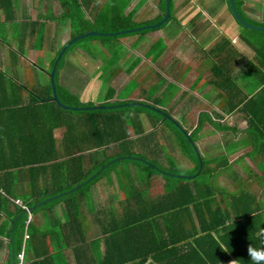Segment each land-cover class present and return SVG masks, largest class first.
Listing matches in <instances>:
<instances>
[{
	"label": "trees",
	"instance_id": "obj_1",
	"mask_svg": "<svg viewBox=\"0 0 264 264\" xmlns=\"http://www.w3.org/2000/svg\"><path fill=\"white\" fill-rule=\"evenodd\" d=\"M61 1L64 11L61 16L54 15L53 18L63 23L71 19V37L92 29L82 15L81 6L86 0ZM158 2L161 13L155 21L163 17L165 9V0ZM234 3L245 21L264 25V21L252 19L244 13L241 0H234ZM17 8L15 0H0V17L3 15L4 19L14 20ZM228 8L233 15L229 3ZM169 10V16L159 28L173 18V0L169 1ZM235 21L240 27L239 36L253 48V53H242L226 37L210 48L209 52L215 55L211 82L221 90L220 95L225 100L215 110L217 114L201 111L191 130L182 127L177 120L179 126L164 118L172 129L166 128L170 132L167 137L172 135L181 153L192 162L189 172L177 165L174 157L171 158L163 147L159 148L162 140L157 138L156 130L144 133L140 114L146 113L154 128L163 118L161 113L134 104L133 100L110 101L114 94L110 87L106 90L104 108H84L93 103L82 102L58 83L57 72L64 55L76 41L60 57L54 83L62 103L80 108L58 105L52 99L51 83L38 91L29 90L27 99L19 92L25 86L14 83L10 89L14 91L12 95L0 87V212H7V223L0 230L8 238L7 241L0 238V247L8 250L7 264H13L12 260L17 264L25 232L28 239L24 247L33 251L28 259L25 257V264H55L47 243L45 249L34 245L35 240L40 243L41 232L36 218L27 221L28 214L23 213V208L15 201L18 199L30 207L45 198L49 200L38 204L31 212L33 215L44 209L52 210L59 202L63 203L66 211L64 221L52 217V229L42 233L43 242L47 240L45 238L52 237L57 240L55 247L62 251L69 248L66 241L71 236L77 237L79 241L74 245V257L80 263L230 264L233 261L235 264H254L248 256V247L264 248V30L249 28ZM147 23L133 20L132 12L127 15L117 12L110 25L101 30H126ZM34 25L36 21L32 23ZM15 27L12 26L13 35L20 36L21 28ZM150 30L152 28L146 27L114 36L143 35L142 32ZM248 30L259 38L244 36V31ZM23 40L25 37L20 39L21 43ZM38 40L35 46L41 47L42 35ZM162 48L163 45L160 50ZM55 56L51 60V68ZM136 63L137 60L134 65ZM5 76L0 71V85L1 78ZM247 86L250 87L249 92L245 89ZM161 109L173 116L171 110ZM234 111L240 113L246 125L242 129L243 136L231 140L227 149L241 142L249 143V149L234 160L242 163L244 157H249L254 162L259 173L244 165L247 178L231 170L232 161L226 156L207 158L196 144L197 140L215 131H240L236 126L222 122L226 114ZM206 123L212 127L206 131L208 133L201 131ZM57 128L63 130L59 140L54 135ZM186 132H189V138ZM162 136L165 137L164 134ZM134 140L140 142L138 146L134 145ZM140 149L146 153L142 154ZM120 163H125L123 171L115 169ZM24 166H28L31 176L24 174ZM41 170L43 173L38 176ZM111 170L117 173L113 174ZM109 172L110 184L114 183L122 196L115 190L116 194H107L108 205L97 208L91 197V187L95 188L97 181ZM225 173L236 183L233 190L218 182ZM157 175L163 178L164 192L152 196L148 188ZM24 182L30 186L27 196L22 194L26 191L20 185ZM79 183L82 184L74 188ZM253 184L259 185L257 193L250 188ZM18 188L23 192L18 193ZM81 207L93 215L97 224L94 230ZM89 231L93 237L87 242L86 232ZM100 245L102 254L97 252ZM87 249L92 252L87 254Z\"/></svg>",
	"mask_w": 264,
	"mask_h": 264
},
{
	"label": "rangeland",
	"instance_id": "obj_2",
	"mask_svg": "<svg viewBox=\"0 0 264 264\" xmlns=\"http://www.w3.org/2000/svg\"><path fill=\"white\" fill-rule=\"evenodd\" d=\"M45 1H50V0H45ZM105 1H106V3H108V6L110 8L112 6V3L118 2V0H105ZM27 3H29V4H27ZM215 3H216V0H214V2L212 0V4H215ZM26 4H27V7H28V5L31 6V8L37 7L36 6L37 5L36 0H27ZM155 5H156L155 0H143L141 6L138 9H136V12H138V11L142 12V10H144V16L148 17L149 12H150L149 15L153 14V12L155 10ZM81 9L83 10L82 6H81ZM104 10H105V12L103 13L104 16L102 15L103 20L106 18V14H107L106 6L104 7ZM139 12L137 13L138 15L141 14V12L140 13ZM118 13H120V10H118ZM111 14H110V16H111ZM82 15H83V18L86 19V14L83 13ZM109 17L107 16V18H109ZM133 20H134V18H133ZM137 20L140 21L141 20L140 17H137ZM155 20L156 19L154 18L151 21H147L148 22L147 24L136 26V27H143V26L151 25V24H154L155 22L159 21V20H157V21H155ZM108 22L109 21H105L103 23L100 22V23H96V24L98 27H101V26L109 25ZM168 23L169 24L167 27H169L171 30H175L177 28L176 26L179 24L173 20H171L170 22L168 21ZM136 27H134V28H136ZM164 29H162V27L159 28V26H158V27L152 28V30L148 31L147 33L142 32V34L144 36H146V38H145L146 40H144V42L139 47H137V45L139 44V41H137L134 45H131L133 42L132 43H130V42L133 40V37H129L125 40V42L128 44H126V43L124 44V42H123L124 40H122V38H121L122 36L121 37H119V36L115 37L114 35H112L111 37H106L107 35H102L99 38H98V36L91 37V35H90V36H84L82 38L77 39L76 43L73 45V47L74 46L79 47L82 50V52L80 53V51H76V53H74V57H72V58H70V55L67 56V54H69V53H66L65 58H64L65 60H62L64 62H66L68 59L70 60V62L76 61V62H72L69 65L74 66L73 71H78L77 72L78 73V79H76L77 82L76 83L72 82L71 83L72 87H71V85L68 86V83L66 84L65 88H67V92H69L72 95H75L82 102H85V103L92 102L93 103L92 105H96V104L102 105L103 102H106V99H105L106 88L103 89L104 92L102 91V92L98 93L99 88H102V85H101L102 78H99V77H100L102 72L108 73V70H110L108 67L111 64H113V67H114V63H117V64H119L116 67V68H118V70H116V71L114 70L115 71L114 73L119 74V77H116V76L113 77L114 79L112 81H111L112 78L109 80V77H108V79L106 80V82L108 84L106 86L111 85L112 87H114L116 89L117 95L119 97H123V98H131L132 97L133 98L132 102H135L134 97L141 98L140 102H145V103L150 104L152 106L155 105L157 107H165L166 109H169L173 112V116L175 117V119L178 122L181 123L182 127H185L187 129H190V130L197 123V119H198L197 118V112L200 109L205 108L209 114L210 113L217 114L214 110L215 107L212 108L210 105H207V103L205 101L215 100L214 96L215 97L220 96L219 94L221 93V91L214 86L202 85L203 80L200 81L197 84V86H194L191 89L190 87L193 84L192 80H194L195 76L197 75L196 71L189 70V74L185 79V81H187L186 85H185V83H183L186 88L182 89L181 86L178 84L181 79L177 82L174 80L171 81L172 79H170V78L167 80L168 77H166V73H168V70L162 68L160 66L161 63H159V61L156 62V60H155L154 62H152V60H150V59H149V61L145 60L148 58L151 45L154 47V48H152V51L158 52V50L161 49L162 43H164V39H165V41H167L169 43L168 45L171 46L170 48H168V47L165 48V52L163 54H160V56H164V60L166 62H170L171 60H173V58L178 57L180 60H183V62L186 64L187 62L185 61V59L187 60V59L191 58V56L194 54V52H196V48L194 47V45H191V43H187L186 41H183V40H187L186 38H184L186 36L185 32H180V35L183 36V38H179V39H177V41L175 39L171 43V41L165 37V30ZM87 31H91V30H87ZM116 31H118V30H116ZM101 32H115V31H101ZM244 32H245L246 36H251L255 33V32H252V30H248V31H244ZM161 33H162V37H161ZM170 33H171V31H170ZM4 35H6V33H4ZM132 35H134V34H132ZM139 35L141 36V34H139ZM149 35H151V36L148 37ZM134 36H137V35H134ZM42 37L44 39L43 40V49H42V51H40L38 53V55H37V51H36L37 48L35 47V44H36L35 38H34V40H32L31 47H27V50H30V52L33 56H35V57L37 56V60H35V62L33 63V64H35L36 67H34L33 64H31L29 66V68L31 70L34 68V70L36 71V73H35L36 76L34 73L31 74L30 80H29L28 84L26 85V87L32 92L38 91L39 87L41 89L43 84H46V86H47L49 83H51L50 76H49V72L51 70L50 64H51L52 58L55 56V53L54 52L51 53V47H50L51 43L50 42H52V41L57 42L58 39L56 37H54L53 33L50 31H43ZM102 37H104V38H102ZM149 39H151V41ZM180 40H182L181 43L177 44ZM236 40H238V39H236ZM150 42H151V44H150ZM193 42L195 45H197L198 51L203 53L202 47L200 45H198L194 40H193ZM237 44L239 46L240 43L237 42ZM207 47H205V48H207ZM4 48H5L4 57H10V55L12 54V49H11L12 46L9 45V46H5ZM239 48L242 49L241 46H239ZM137 51H138V53H137ZM166 51H168V53H166ZM78 53H79V55H78ZM57 54H56V56H57ZM214 56L215 55L211 54L210 52L209 53L205 52L204 54H200V58L205 57L206 59H209V57H210V60L212 62L215 59ZM54 60H55V58H54ZM133 60H135V61L137 60L136 64H139L140 62H143V61H144V63L142 66H141V64L137 65L138 66L137 69L132 74H129L130 71L132 72V69L130 70L128 67L131 66V63ZM43 61L48 62V64H47L48 67H45ZM150 61L155 65L151 64ZM201 62H206V60L205 61L202 60ZM69 65H68V69H67L68 72L70 71ZM207 65H210V63L208 62ZM40 68H43L44 71L47 72V74H46V72L44 73ZM107 68H108V70H106ZM73 71H71L70 74L73 73ZM30 72H26L27 75H29ZM180 74H184V72L181 71ZM210 75H211L210 71L206 70V71H204L203 77L207 80ZM173 78H175V76ZM57 79H59V71L57 72ZM109 81H111V82H109ZM238 82H239V84L241 83L240 81H238ZM166 84H168V87L164 91H160V86H163ZM245 89L247 90V92L250 91V87H248V86ZM192 91L195 92V94H197V96H195ZM183 94H185V95H183ZM28 96H30V94H28ZM90 100H92V101H90ZM94 100H99V103H95ZM224 102H225V100H220L218 103H215V105L218 108L219 105L224 104ZM92 105H90V106H92ZM69 106H76V105H69ZM145 114H144V112L142 114H140V119H142L146 123L144 133L149 131V130H153V129H154V131L156 130L157 138L162 140V142H160V144H159V148H160V146L163 147L166 150V152L169 153L168 155L169 156L171 155V158L174 157L173 159L175 160L176 164L179 165L182 169H184V171H187V172L191 171L192 170V164H191L192 162L190 161V159H188L186 156H184L181 153L180 149L178 148V146L176 145V143L174 141L173 136L170 134L171 137L168 138L166 135V134L170 133L167 129L170 130L171 126L169 125V123L164 122L165 117L161 118V120L159 122H157V124L154 126V128H151V124L148 121L149 119L146 117ZM132 116H133V113L131 114L130 117H132ZM125 118H127V117H125ZM144 122H143V124H144ZM222 122L226 123L229 126L234 125L240 131H237V132H234V131H227V132L215 131V132L208 134L207 136L197 140L196 144L199 147L200 153L205 155V157H207V158H212V157H216L219 155L220 156L221 155L226 156L229 161H232L233 166L231 167L232 168L231 170L234 169L238 175L245 178L246 174H245L244 168H243L244 164L234 162V160L238 156H240L243 152H245L249 149V147H250L249 143L247 141H245L243 143L241 142L238 145L233 146L230 149H227V147L229 146L227 144L230 143L231 140H237L241 136H243L242 135L243 134L242 129L246 125L245 120L240 115V113L234 111L230 114H226L223 117ZM173 123L176 125V122H173ZM149 128H151V129H149ZM211 128L212 127L208 123H206V125L203 126L201 131L203 130V132L204 131L209 132V130ZM208 132H206V133H208ZM162 134H164L165 137H163ZM130 135H131V137H135L133 133H130ZM139 143L140 142L138 140H134V145L138 146ZM111 151H113V150H111ZM141 153L145 154L146 152L141 150ZM243 161L251 169H253V171L259 173L256 166L254 165V162L249 157H244ZM85 162H86V160H85ZM115 169L117 171H123L125 169V163L118 164V166ZM112 172H113V174L117 173V172H115V170ZM61 174L62 173H60L59 175H61ZM110 174H111V172H109V174H107L104 178L99 179V181H97L98 183L95 185V188L91 187V190L93 189V191H94L93 192V198H94L95 206L97 208L103 207L104 205L105 206L108 205L107 200H106L107 194H116L117 189L115 188L114 183L112 185L110 184L111 182H110V179L108 178V176ZM58 178L61 179V176H59ZM218 182L224 186H227L231 190H233L236 187L235 181H233L231 176L227 175L226 173L218 178ZM24 183H20V185L23 186L25 188V191H26L22 194H25L27 196L29 193L28 190H29L30 186L28 185V183H25V184ZM68 183L64 182V184H68ZM162 183H163V178L161 175L154 176L150 182V188H148L149 194L153 196V195H157L159 193H163L164 189H163ZM258 184L261 185V181H259ZM258 184H253L250 187L253 189V192H256L258 190V186H259ZM17 192L21 193L22 191L18 188ZM117 193L119 194V196H122L121 191H117ZM113 198L116 199L115 195H113ZM84 211H85L84 213L86 215H88V217L92 220V222L94 224L95 222L93 221V217H92L93 215L91 213L89 214L85 209H84Z\"/></svg>",
	"mask_w": 264,
	"mask_h": 264
},
{
	"label": "crops",
	"instance_id": "obj_3",
	"mask_svg": "<svg viewBox=\"0 0 264 264\" xmlns=\"http://www.w3.org/2000/svg\"><path fill=\"white\" fill-rule=\"evenodd\" d=\"M17 2L18 8L17 11L15 12V14L13 16H15L14 20H8V19H4L3 15H1L0 17V71L3 72L6 76L1 78V85L0 87L6 88L8 92H10V94H14V91L12 92L10 89H12V86L14 85V83L21 85V86H25L28 84L31 74H35L36 71L34 70V68L31 70L29 68V66L31 64H33L35 62V60H37V56H33L30 52V50H27V47H31L32 45V40H34L35 38V43H38V39L41 37L42 32L43 31H50L53 33L54 37H56L58 39V41L56 42H50V47H51V53H58L61 49V47L69 40L71 39V31H72V23H71V19L66 20L64 23L58 21L57 19L53 18L54 15H59L61 16V14L64 11V7L62 5V1L61 0H50L49 3H47L46 1H42V0H36V6L37 7H33L31 8V6L28 5L27 7V0H15ZM156 1V5H155V10L153 12V14L149 15L150 12L148 13V17L144 16V10H142L141 14L138 15L136 12V9H138L143 0H118V2H114L112 3L111 8L108 6V3H106L105 0H86L85 4H82L83 7V11L86 14V18L89 21L92 29L90 30H96V31H100L101 29L107 28L114 15L118 12V10H120V12H122L123 14L127 15L128 13H133V18L135 21L137 22H147V21H151L154 18H156L159 13H161L160 8H159V2L158 0ZM242 1V5L241 8L244 11V13L249 16L252 19L258 20V21H264V0H241ZM214 2V0H213ZM106 6L107 9V14H106V18L103 20L102 17L104 16L103 13L105 12L104 7ZM121 7V8H120ZM110 8V9H109ZM139 12V13H140ZM112 13V14H111ZM111 14V16H110ZM103 15V16H102ZM107 16L109 18H107ZM142 16V17H141ZM137 17H140V21L137 20ZM177 23H179L176 27L175 30H171L168 26V22L166 23L167 25L163 26L162 29L165 30V37L171 41V43L173 42V40L179 39V38H183V36L180 35V32H185L186 36L184 38H186L187 40H183L186 41L187 43H191V45H194V47L196 48V52H194V54L191 56V58L189 59H185V61L187 62L186 64L183 62V60H180L178 57L173 58V60H171L170 62H166L164 60V56H160V54H163L165 52V48H170L171 46H169L168 42L165 41L164 39V43H162V45L164 46V48H162V50H158V52H153L152 51V45L150 47V53L148 55V58L145 59L146 61L152 60V62H154L156 60V62L159 61L160 66L166 70H168V73H166V77L167 80L170 78L172 79L171 81H179L178 83L182 89H185V85L186 82L185 79L189 74V70H193L197 72V75L195 76L194 80H192L193 84L190 87L191 89L194 86H197V84L203 80L202 85L204 86H214L216 87L211 80L214 78V75L212 73L211 70V66L213 64V62L209 59H206L205 57H201L200 58V54H204L209 53V50L211 47H213V45H215L222 37H226L231 39V42L233 43V45L238 48L239 50H241L242 53H245L246 55H251L253 53V48L245 43V41L239 36L240 35V27L238 26V24L236 23L233 15L231 14V12L229 11L228 8V0H216L215 4H212V0H173V18L171 19ZM169 20V22L171 21ZM36 21V25L32 26V23ZM105 21H109V25L107 26H101L98 27L96 23H103ZM14 22V23H13ZM32 22V23H31ZM106 24V23H105ZM16 25L15 28H21V33L20 36H15L13 35L14 30L12 29V26ZM226 26V27H225ZM31 29H33V31H31ZM87 31V30H86ZM102 31V30H101ZM100 31V32H101ZM171 31V33H170ZM85 32V31H84ZM3 33V34H2ZM4 33H6V35H4ZM83 33V32H81ZM232 36H231V35ZM137 35V36H134ZM134 35H125L122 36V40H124V44L126 43L125 40L129 37H133V40L130 42L132 43L131 45H134L137 41H139V44L137 45V47L141 46V44L144 42V40H146V36L144 35H139V34H134ZM244 36L245 32L243 33ZM76 36V35H75ZM151 35H149L148 37H150ZM25 37V40H23V42L21 43L20 39H23ZM32 37V39H31ZM74 37V36H73ZM161 37H162V33H161ZM249 37L250 39H258V35L253 34L251 36H246ZM43 38V37H42ZM97 38V37H96ZM99 38V36H98ZM93 39V38H92ZM238 39V40H236ZM102 40V39H101ZM151 41V39H149ZM193 40L202 47V52L198 51L197 45L194 44ZM182 40H180L177 44H180ZM237 42H239V46L242 47V49L239 48ZM129 43V44H130ZM128 44V43H126ZM151 44V42H150ZM12 46V54L10 55V57H4V50H5V46ZM185 46V45H184ZM208 46V47H207ZM36 47V46H35ZM207 47V48H205ZM36 51H37V55L40 51H42L43 49V44L41 47H36ZM59 50V51H58ZM76 51H80V53L82 52V50L79 47H73L71 50L69 49L66 53L67 56L70 55V58L74 57V53H76ZM178 51V50H177ZM14 52V54H13ZM138 53V51H137ZM166 53H168V51H166ZM183 54V53H182ZM66 55V54H65ZM64 55V58H65ZM79 55V53H78ZM191 55V54H190ZM199 57V58H198ZM207 57V56H206ZM69 58V57H68ZM43 59V58H42ZM65 60V59H64ZM205 61L206 62H201V61ZM134 61H132L131 66L128 68H131L132 65H134ZM210 63V65H207L208 62ZM64 62V61H63ZM61 67L59 68V79L58 83L65 88L66 84L68 83V86L71 85L72 82H77L76 79H78V71H73V67L74 66H70L69 64H71L72 62H76V61H71L68 59L66 62L63 63ZM151 61L150 63L153 64ZM45 67H48V62H44ZM143 62H140L139 64H141V66L143 65ZM136 64L132 67V72L130 71L129 74H132L136 69H137V65ZM68 65L70 66L69 69L70 71L68 72ZM119 64L114 63V67L113 64H111L108 68L111 70H108V68L106 70H108V73H101L99 78H102L101 81V85L102 88H99V92H104L103 89L106 88V90L110 87L114 89V94L111 97L110 101H114V100H132L133 98H123V97H119L117 95V91L114 87H112L111 85L106 86L108 83L106 82V80L109 77V80L111 79V81L114 79L113 77H119V74L114 73L116 70H118V68H116ZM155 65V64H153ZM34 67L35 64H33ZM207 66V67H206ZM142 68V67H141ZM140 68V69H141ZM44 73L46 71H44L43 68H40ZM105 70V71H106ZM115 70V71H114ZM209 70L211 75L208 77V79L206 80L203 75H204V71ZM31 71V72H30ZM73 71V73L70 74V72ZM183 71L184 74H180V72ZM26 72H30L29 75H27ZM110 73V74H109ZM47 74V72H46ZM18 75V76H17ZM80 75V74H79ZM106 75V76H105ZM108 75V76H107ZM184 75V76H183ZM36 76V74H35ZM175 76V78H173ZM109 81V82H111ZM185 83V85L183 84ZM190 83V82H189ZM43 84L42 87H44ZM15 86V85H14ZM104 86V87H103ZM41 87V88H42ZM72 87V85H71ZM168 87V84L160 86V91H164L166 88ZM14 88V87H13ZM217 88V87H216ZM67 89V88H65ZM219 89V88H218ZM39 90L40 87H39ZM220 90V89H219ZM221 91V90H220ZM21 96L23 95L24 99L29 98L28 97V92L29 89L26 87L25 89H23L22 91H19ZM193 92V91H192ZM184 93V92H183ZM193 94L195 96H197V94H195V92H193ZM185 95V94H183ZM220 95V94H219ZM119 97V98H118ZM215 100H208L205 101L207 103V105H210L212 108H214V110H217V106L215 105V103H218L220 100L224 99L223 95H220L218 97H215ZM135 101H140L141 98H136L134 97ZM137 99V100H136ZM92 101V100H90ZM95 103H99V100H94ZM160 108H165V107H160ZM166 109V108H165ZM201 111H206V109H200L197 112V118H198V114ZM173 115V112H172ZM174 117V116H173ZM175 118V117H174ZM143 121V120H142ZM144 122V121H143ZM145 122H144V126H145ZM190 130V129H189ZM63 130L61 128H57L54 129V135L57 137V139L59 140V138L62 135ZM242 163L245 165L246 163H244V161H242ZM247 165V164H246ZM25 168V173L27 176H31L29 169L27 168L28 166H24ZM43 170H41L39 172L38 176L42 175ZM35 174H37V172H35ZM246 177L247 178V173ZM34 175V174H33ZM25 180V179H24ZM23 192V191H22ZM93 189L91 190V196H92V200L94 203V198H93ZM81 209L83 210L82 212H85L84 209L86 210L85 207H81ZM9 210L11 211L12 208H9ZM65 207L63 205L62 202H59V204H57L55 206V208H53L52 210H48V209H44L41 210L40 212H38L37 214H32L30 213V218L28 221H30V219L32 218H36V224L38 225V227L40 228L41 232L39 233V238H40V243L36 242V240L34 241V245L35 246H41L42 248H46V243L48 246V249L50 253H52V255H54V260L53 262H55V264H84V262H79L78 260L75 259L74 257V245L76 243H78L79 239L77 237H70V239H68V241H66L67 245L69 246V248H66L65 250L59 251L56 247L55 244H57V240L55 241V239H53L52 237H47L45 239H47L45 242L43 238H41L42 233L45 230H50L52 229V217H59V219L61 218L62 221L65 220ZM0 229H2V226H5L7 223V212L4 213L3 211L0 212ZM88 217V215H87ZM89 218V217H88ZM27 219H28V215H27ZM90 222H91V228L92 230H94L97 226V224H93L92 220L89 218ZM12 225V222H11ZM94 226V227H93ZM13 229V227H12ZM11 229V230H12ZM25 234H28L27 232L24 233V241H23V248H24V253H25V257L28 259L29 255L32 254L33 251H31L29 248L25 249L24 244L26 243V240L28 239V237H25ZM92 233L86 232V240L85 241H91V238L93 237ZM0 238L3 239L4 241H7V237L4 235V233L0 230ZM39 241V240H37ZM81 243V242H79ZM91 243V242H90ZM41 244V245H40ZM92 252L91 250L87 249L86 253L89 254ZM103 251V247L102 245L97 246V252L99 254H102ZM60 252H62V254H59ZM7 255H8V250L6 247H0V264H7L8 263V259H7ZM13 262V260H12ZM91 262V261H89ZM230 264H235L233 261L229 262ZM90 264H95L94 262H91Z\"/></svg>",
	"mask_w": 264,
	"mask_h": 264
},
{
	"label": "water",
	"instance_id": "obj_4",
	"mask_svg": "<svg viewBox=\"0 0 264 264\" xmlns=\"http://www.w3.org/2000/svg\"><path fill=\"white\" fill-rule=\"evenodd\" d=\"M169 1H170V0H165V9H164L163 17H162L159 21L155 22L154 24L147 25V26H143V27H136V28L126 29V30H118V31H115V32H100V31H96V30H91V31H86V32H84V33H80V34H78V35L72 37L71 39H69V40H68V41H67V42L61 47L60 51L58 52V54H57V56H56V58H55V60H54V63H53V65H52V68H51V70H50V72H49V76H50V80H51V87H52V99L55 100V101L58 103V105H60V106L63 107V108H73V109L80 108V107H78V106H69V105H66V104L62 103V102L58 99V96H57V93H56V87H55V83H54V74H55V70H56V67H57V63H58L60 57L62 56V54L64 53V51L67 49V47H69V46H70L73 42H75L77 39L82 38V37H84V36H89V35H117V34H120V33L125 32V31H134V30H138V29H142V28H146V27H149V28L158 27V26H160V24L163 23V22L167 19V17L169 16V13H170V10H169ZM228 3H229V5H230L231 11H232V13H233V15H234V17H235V19H236L237 21H239L240 23H242L243 25H245V26H247V27H249V28L259 29V30H264V25H255V24H252V23H249V22L245 21V20L241 17L240 13L237 11L236 6H235V3H234V0H228ZM132 103H134V104L137 103V104H140V105L147 106V107H149L150 109H154V110H156L157 112L161 113V114L163 115V117H166L167 119H169V120H171V121H173V122H176V125L179 126V123H178L174 118H172L171 115H169L168 113H166L165 111H163V110H162L161 108H159V107L152 106V105L147 104V103H144V102H132ZM126 104H128V103H126ZM105 106H106V105H104V104H102V105H100V104H96V105H93V106H86V107H84V108H104ZM81 108H82V107H81ZM185 134H186V136L189 138V133L186 132ZM200 168H201V163L199 164V168H198V170H199ZM98 172H99V170H98L96 173H98ZM96 173H95V174H96ZM95 174H93L92 176H94ZM92 176H91V177H92ZM81 184H82V183L77 184L74 188L79 187ZM48 200H49V198H45V199H43L42 201L36 203L35 205L30 206V207H27V209H23L22 212H23V213H27V212H30V213H31V212L33 211V209H34L38 204H40V203H44V202H46V201H48ZM16 219H17V217H15V218L13 219V221H12V225H11V229H12L13 224H14V222H15Z\"/></svg>",
	"mask_w": 264,
	"mask_h": 264
},
{
	"label": "clouds",
	"instance_id": "obj_5",
	"mask_svg": "<svg viewBox=\"0 0 264 264\" xmlns=\"http://www.w3.org/2000/svg\"><path fill=\"white\" fill-rule=\"evenodd\" d=\"M74 43V42H73ZM68 48V47H67ZM66 51V50H65ZM64 51V52H65ZM63 55V54H62ZM56 58V57H55ZM135 102H140V101H135ZM145 103V102H144ZM155 106V105H154ZM157 107V106H156ZM160 108V107H159ZM170 115V114H169ZM163 116V115H162ZM172 118H174L173 116H171ZM166 118V117H165ZM175 119V118H174ZM176 120V119H175ZM152 128V127H151ZM149 128V129H151ZM189 133V132H188ZM23 205V204H22ZM25 206V205H24ZM22 207V206H21ZM23 209H27V206L22 207ZM27 214H30V212H27ZM223 245L221 244V247ZM23 251V264H25V253H24V248L21 249V251L19 253H21ZM18 253V254H19ZM18 254H17V259H18ZM248 256L250 257V259L254 262V264H264V248L262 249H255V248H251L248 247ZM14 264V261H13ZM18 264V261H17Z\"/></svg>",
	"mask_w": 264,
	"mask_h": 264
},
{
	"label": "built area",
	"instance_id": "obj_6",
	"mask_svg": "<svg viewBox=\"0 0 264 264\" xmlns=\"http://www.w3.org/2000/svg\"><path fill=\"white\" fill-rule=\"evenodd\" d=\"M16 203H18L19 205H21L22 207H25L24 205H22V202L18 199L15 200ZM30 218V214H28V219ZM25 237H28V234H25ZM18 264H23V251L21 253L18 254Z\"/></svg>",
	"mask_w": 264,
	"mask_h": 264
}]
</instances>
